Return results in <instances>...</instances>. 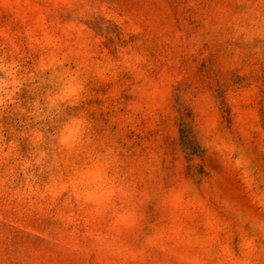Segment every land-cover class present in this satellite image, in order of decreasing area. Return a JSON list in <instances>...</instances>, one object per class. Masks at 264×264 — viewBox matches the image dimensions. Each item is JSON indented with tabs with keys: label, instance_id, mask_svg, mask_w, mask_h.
Returning a JSON list of instances; mask_svg holds the SVG:
<instances>
[{
	"label": "rangeland",
	"instance_id": "374dc122",
	"mask_svg": "<svg viewBox=\"0 0 264 264\" xmlns=\"http://www.w3.org/2000/svg\"><path fill=\"white\" fill-rule=\"evenodd\" d=\"M0 264H264V0H0Z\"/></svg>",
	"mask_w": 264,
	"mask_h": 264
},
{
	"label": "clouds",
	"instance_id": "9594fccd",
	"mask_svg": "<svg viewBox=\"0 0 264 264\" xmlns=\"http://www.w3.org/2000/svg\"><path fill=\"white\" fill-rule=\"evenodd\" d=\"M72 131L73 130L70 127L66 128V129H63L62 130V134L61 135H58V137H57V142L59 144H65V143H67L70 140V138H71ZM109 174H111V171L109 172ZM52 179L53 180H56L57 178L56 177H53Z\"/></svg>",
	"mask_w": 264,
	"mask_h": 264
}]
</instances>
